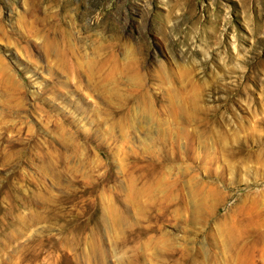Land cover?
Returning <instances> with one entry per match:
<instances>
[{
	"label": "rangeland",
	"instance_id": "obj_1",
	"mask_svg": "<svg viewBox=\"0 0 264 264\" xmlns=\"http://www.w3.org/2000/svg\"><path fill=\"white\" fill-rule=\"evenodd\" d=\"M0 264H264V0H0Z\"/></svg>",
	"mask_w": 264,
	"mask_h": 264
}]
</instances>
